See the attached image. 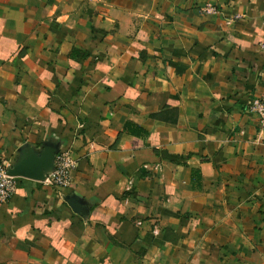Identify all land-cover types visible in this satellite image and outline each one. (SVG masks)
Masks as SVG:
<instances>
[{"label": "crops", "instance_id": "crops-1", "mask_svg": "<svg viewBox=\"0 0 264 264\" xmlns=\"http://www.w3.org/2000/svg\"><path fill=\"white\" fill-rule=\"evenodd\" d=\"M262 93L264 0H0V161L78 162L18 179L0 264H264Z\"/></svg>", "mask_w": 264, "mask_h": 264}, {"label": "built area", "instance_id": "built-area-1", "mask_svg": "<svg viewBox=\"0 0 264 264\" xmlns=\"http://www.w3.org/2000/svg\"><path fill=\"white\" fill-rule=\"evenodd\" d=\"M204 12L215 14L217 10L212 6H208ZM241 19L242 16L236 15L229 18L227 23L231 24ZM249 110L259 122L260 138L264 144V93L256 95L251 100ZM77 165V160L69 152H61L55 160V172L44 183L59 191L66 189L71 184V177L77 169ZM10 166L7 162L0 161V203L3 204L8 203L16 192L18 179L7 174V169Z\"/></svg>", "mask_w": 264, "mask_h": 264}, {"label": "water", "instance_id": "water-1", "mask_svg": "<svg viewBox=\"0 0 264 264\" xmlns=\"http://www.w3.org/2000/svg\"><path fill=\"white\" fill-rule=\"evenodd\" d=\"M43 149L24 145L18 150L11 166L7 169L10 177L44 183L55 172L56 157L62 152L57 144H44Z\"/></svg>", "mask_w": 264, "mask_h": 264}]
</instances>
